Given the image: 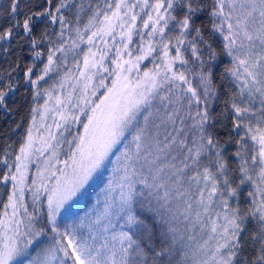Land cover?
Listing matches in <instances>:
<instances>
[{"label":"snow or ice","instance_id":"1","mask_svg":"<svg viewBox=\"0 0 264 264\" xmlns=\"http://www.w3.org/2000/svg\"><path fill=\"white\" fill-rule=\"evenodd\" d=\"M0 69V264H264V0H0Z\"/></svg>","mask_w":264,"mask_h":264},{"label":"trees","instance_id":"2","mask_svg":"<svg viewBox=\"0 0 264 264\" xmlns=\"http://www.w3.org/2000/svg\"><path fill=\"white\" fill-rule=\"evenodd\" d=\"M7 0H4V3H6ZM226 63V61H225ZM0 71H3V69H0ZM30 96H29V101H30ZM42 102V101H41ZM17 103H19V101H17ZM11 107H15L16 105H11ZM27 107L28 105H24L22 107V110L20 113H15L14 114V120L12 118H9L8 120H0V131H2L4 128H7L9 126H14V123L15 122H19L21 120V116H24L25 117V120H24V126H26L27 124V113H26V110H27ZM24 131V127H21L20 131L18 133H16L15 136L12 137L13 140H16ZM244 191H247V189H244ZM0 195H3V188L0 187ZM84 204L83 202H81V207H83Z\"/></svg>","mask_w":264,"mask_h":264},{"label":"rangeland","instance_id":"3","mask_svg":"<svg viewBox=\"0 0 264 264\" xmlns=\"http://www.w3.org/2000/svg\"><path fill=\"white\" fill-rule=\"evenodd\" d=\"M148 66H150V64ZM49 122H50V120H49ZM32 171H35V168H33Z\"/></svg>","mask_w":264,"mask_h":264}]
</instances>
